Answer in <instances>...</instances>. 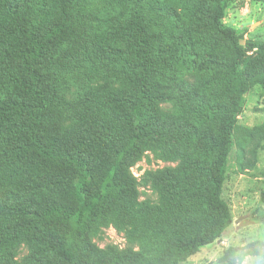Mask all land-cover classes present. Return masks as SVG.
<instances>
[{
    "label": "trees",
    "instance_id": "obj_1",
    "mask_svg": "<svg viewBox=\"0 0 264 264\" xmlns=\"http://www.w3.org/2000/svg\"><path fill=\"white\" fill-rule=\"evenodd\" d=\"M97 1L0 0V264H185L233 224L232 152L257 166L264 124L237 123L264 42L223 23L232 0ZM146 152L177 164L139 181ZM111 225L124 249L94 242ZM248 257L264 242L222 260Z\"/></svg>",
    "mask_w": 264,
    "mask_h": 264
},
{
    "label": "rangeland",
    "instance_id": "obj_2",
    "mask_svg": "<svg viewBox=\"0 0 264 264\" xmlns=\"http://www.w3.org/2000/svg\"><path fill=\"white\" fill-rule=\"evenodd\" d=\"M93 7L103 15L106 10L114 9L115 4L100 0L95 2ZM223 23L242 37L244 46L248 40L264 42V0H232ZM263 124L264 90L255 82L251 84L249 92L245 95L244 110L239 116L237 127L255 128ZM158 155L159 152H146L142 160L133 167L139 181H142L146 172L176 166L177 163H167ZM258 155L257 166L252 170L244 171L239 150L235 149L232 152L222 198L230 207L233 224L218 242L202 248L185 264H226L222 257L229 248L264 242V205L260 201L261 193L264 191V143ZM246 157L249 155L247 154ZM140 192L141 202L150 200L152 204L157 203V194L145 188H140ZM238 220L239 222L236 223ZM94 242L102 249L108 246L124 249L127 244L125 234L112 225L101 227ZM27 254L28 249L23 246L19 260ZM243 264H264V259L248 257Z\"/></svg>",
    "mask_w": 264,
    "mask_h": 264
},
{
    "label": "built area",
    "instance_id": "obj_3",
    "mask_svg": "<svg viewBox=\"0 0 264 264\" xmlns=\"http://www.w3.org/2000/svg\"><path fill=\"white\" fill-rule=\"evenodd\" d=\"M131 171H132V174L134 175V177H136V178L138 179V175H137V173L135 172V170L132 168Z\"/></svg>",
    "mask_w": 264,
    "mask_h": 264
},
{
    "label": "water",
    "instance_id": "obj_4",
    "mask_svg": "<svg viewBox=\"0 0 264 264\" xmlns=\"http://www.w3.org/2000/svg\"><path fill=\"white\" fill-rule=\"evenodd\" d=\"M241 219H244V218H241ZM240 220V219H239ZM239 220L238 221H236V223H238L239 222Z\"/></svg>",
    "mask_w": 264,
    "mask_h": 264
}]
</instances>
